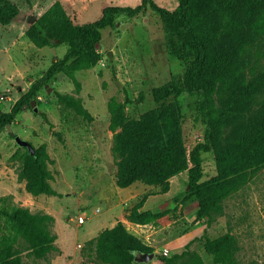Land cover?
<instances>
[{
    "label": "rangeland",
    "instance_id": "1",
    "mask_svg": "<svg viewBox=\"0 0 264 264\" xmlns=\"http://www.w3.org/2000/svg\"><path fill=\"white\" fill-rule=\"evenodd\" d=\"M12 1L19 6L21 14L11 24L0 22L1 113H9L32 84L67 52V44L38 47L26 35L30 25L55 3L63 5L75 24H86L100 19L109 6L136 7L143 2ZM154 1L170 10L179 5V0ZM256 12L254 26L261 30L264 38V4L259 5ZM102 35L98 48L102 59L94 67L76 73L82 84L79 95L92 120L76 114L58 98V93L78 96L75 83L63 72L42 90L34 105L23 108L11 125L12 131L34 146H48L54 175L52 184L57 195L35 197L27 192L25 181L19 178L22 168L19 154L24 150H19L8 128L0 135V199L8 197L14 204L33 212L55 215L52 231L57 236L58 250L43 259L24 251V264H100L84 255L87 241L116 225L119 216H126L128 209L142 200L145 202L143 211H168L164 218L139 231L133 230L141 233L140 238L157 253L155 260L143 264H161L165 249H169L172 256L185 251L188 245L192 251L203 255L207 264H214L202 250L205 237L215 238L228 232L239 241L237 256L242 263L264 264V168L225 201L224 214L211 224L207 217L198 215V202L190 192L188 170L171 179V189L165 194L161 187L132 185L140 195L129 204L115 208L117 192L125 190L117 185L118 167L110 130L113 100L124 104L131 118H140L158 106L154 90L169 85L173 95L168 103L179 108L181 136L189 150L204 140L206 126L197 110L198 94L186 85L193 58L181 61L170 55L164 21L159 14L151 9L138 17L119 14L115 25L104 29ZM261 66L264 67V57L260 58ZM263 109L264 89L252 112L256 114ZM215 112L221 118L222 135L231 132L235 123L226 117L228 114L223 107L217 104ZM202 169V181L217 174L213 152L203 153ZM83 213L89 219L79 226L76 220ZM20 245L24 249L23 241Z\"/></svg>",
    "mask_w": 264,
    "mask_h": 264
},
{
    "label": "trees",
    "instance_id": "2",
    "mask_svg": "<svg viewBox=\"0 0 264 264\" xmlns=\"http://www.w3.org/2000/svg\"><path fill=\"white\" fill-rule=\"evenodd\" d=\"M261 4L264 0H179L178 7L170 10L154 0H143L136 7L109 6L100 19L75 24L63 5L55 3L30 25L26 35L38 47L67 44V52L32 84L9 113H0V135L63 72L75 83L78 96L58 93V98L76 114L92 120L79 95L82 84L76 73L94 67L102 59L98 52L102 31L115 25L117 15L138 17L151 9L164 21L170 55L181 61L193 58L186 85L198 94L197 110L206 132L204 140L192 150L185 146L179 108L168 103L173 95L169 85L154 90L158 106L140 118H131L126 106L113 100L110 130L118 167L117 185L128 188L141 183L161 187L165 194L171 189V179L188 170L198 215L213 223L224 214L225 201L264 168V109L252 112L264 89V67H259L260 58L264 57V38L253 22ZM20 14L19 6L12 0H0L2 24L15 22ZM217 104L235 123L226 135H222L221 118L215 112ZM35 149L32 155L28 148L19 146L21 152L24 150L19 154L22 161L19 178L35 197L57 195L48 146L43 144ZM207 151L214 153L217 174L202 181L203 153ZM144 205L142 200L129 208L126 219L146 225L168 214V211H143ZM54 221L52 214L33 212L8 197L1 198L0 264H24V251L43 259L58 250L57 236L52 231ZM20 241L24 242V249ZM202 250L214 264H244L237 256L239 241L231 232L215 238L206 236ZM152 252L155 248L120 220L88 240L84 248V255L100 264H143L136 261L137 256ZM161 261V264H207L203 255L192 251L190 245L181 253L162 255Z\"/></svg>",
    "mask_w": 264,
    "mask_h": 264
},
{
    "label": "crops",
    "instance_id": "3",
    "mask_svg": "<svg viewBox=\"0 0 264 264\" xmlns=\"http://www.w3.org/2000/svg\"><path fill=\"white\" fill-rule=\"evenodd\" d=\"M123 190H125V191L124 192H122V191L117 192L118 201L116 204H114L115 208H120V206L122 207V205H124V204L125 205L129 204V202L131 200L135 199L136 197H138L140 195V192L136 188H134L133 186L128 187V188H124ZM53 216L55 217V215H53ZM118 220L123 221L126 224L127 228L138 236H140L139 234H141V233L134 232V231H136V230L139 231V228H144L145 226H148L147 224L146 225L135 224V223L128 221L126 219L125 214L124 215L122 214V216H119ZM113 226H115V224H113ZM147 236H149V234Z\"/></svg>",
    "mask_w": 264,
    "mask_h": 264
},
{
    "label": "water",
    "instance_id": "4",
    "mask_svg": "<svg viewBox=\"0 0 264 264\" xmlns=\"http://www.w3.org/2000/svg\"><path fill=\"white\" fill-rule=\"evenodd\" d=\"M110 57L113 56L112 52L109 53ZM48 86V85H47ZM52 89H49V91H51ZM35 104V100L32 102V105ZM36 111H38L36 109ZM1 113V110H0ZM8 129H9V133L15 138L16 143L20 146V147H25L28 148L29 151L31 152L32 155L35 154L36 149L35 146L29 142L28 140L22 138L20 135H17L14 131L11 130V125H8ZM157 257V253L156 252H152V253H143V254H139L136 258V261L139 263H149L153 260H155V258Z\"/></svg>",
    "mask_w": 264,
    "mask_h": 264
},
{
    "label": "built area",
    "instance_id": "5",
    "mask_svg": "<svg viewBox=\"0 0 264 264\" xmlns=\"http://www.w3.org/2000/svg\"><path fill=\"white\" fill-rule=\"evenodd\" d=\"M100 212V209H97L96 210V213H99ZM89 219V217H88V215L87 214H85V213H83V214H80L78 217H77V224L79 225V226H82V225H84L86 222H87V220ZM162 255H164V256H169L170 255V250L169 249H165L163 252H162Z\"/></svg>",
    "mask_w": 264,
    "mask_h": 264
}]
</instances>
